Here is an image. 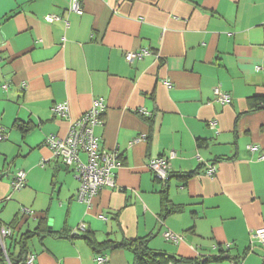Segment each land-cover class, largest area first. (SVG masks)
<instances>
[{
    "label": "crops",
    "instance_id": "crops-1",
    "mask_svg": "<svg viewBox=\"0 0 264 264\" xmlns=\"http://www.w3.org/2000/svg\"><path fill=\"white\" fill-rule=\"evenodd\" d=\"M69 6L0 0V228L11 229L12 259L0 264L28 253L35 264H134L132 249L95 252L85 234L144 239L192 264H264V247L250 241L264 228V0H82L81 15ZM215 87L229 104L212 100ZM98 98L106 108L94 134L121 166L116 187L87 207L44 141L65 136ZM60 102L67 118L51 112ZM170 153L169 178L157 180L148 161ZM17 170L26 185L13 191ZM166 230L182 241H166Z\"/></svg>",
    "mask_w": 264,
    "mask_h": 264
},
{
    "label": "built area",
    "instance_id": "built-area-1",
    "mask_svg": "<svg viewBox=\"0 0 264 264\" xmlns=\"http://www.w3.org/2000/svg\"><path fill=\"white\" fill-rule=\"evenodd\" d=\"M69 11L81 15L82 0H70ZM44 20L47 23H52L59 20L55 15H47ZM149 55L146 49L140 51H129L124 54V60L131 63L134 60L141 59ZM256 71L264 70L256 67ZM6 89V85L2 86ZM213 101L221 105H227L231 102V96L222 91L219 87L212 90ZM105 104L102 99L98 98L92 101L90 108L85 111L74 123L70 125L67 134L63 137L56 135H48L45 138L44 145L51 151L53 156L61 160L62 165L73 173V178L78 184L75 199L80 203H84L89 207L92 200L97 197L103 188H115V177L117 170L120 168L116 151H109L100 145L99 139L94 134V128L102 124V115L105 112ZM51 112L56 117L67 118L69 108L66 102L56 103ZM142 115L149 117V113L139 111ZM213 125V123H211ZM4 138L3 132L0 129V141ZM137 141V140H136ZM249 151L257 150L254 145L248 146ZM174 157V153H170L169 158H154L148 161V168L152 171L155 178L160 181H165L168 177L169 159ZM260 159H264V154L260 155ZM215 167L210 166L206 174L213 176ZM26 185V174L23 170H17L12 175L10 187L13 191H19ZM24 213H29L23 209ZM80 226L79 229H82ZM11 235V229L7 227L0 228V246L3 254L6 253L3 247V240ZM166 241L173 244H178L182 241V237L173 234L166 230L162 234ZM250 241H255L264 247V228H258L250 233ZM97 264L106 262L105 257H96ZM24 264H35V256L31 253L26 254Z\"/></svg>",
    "mask_w": 264,
    "mask_h": 264
},
{
    "label": "trees",
    "instance_id": "trees-1",
    "mask_svg": "<svg viewBox=\"0 0 264 264\" xmlns=\"http://www.w3.org/2000/svg\"><path fill=\"white\" fill-rule=\"evenodd\" d=\"M194 175V172H189L180 175L181 178L187 179L189 177H192ZM169 176L167 177V179ZM162 197V209L163 213H168L169 208L166 203V198L164 195H161ZM83 238L87 241L88 245L93 249L95 252H100L101 247L103 250L106 249H117V248H128L132 249L133 253L135 255L134 264H192V260H178L175 257L168 256L165 254L155 253L152 250H150L146 244V240L144 239H136L132 241H126L122 240L120 242H111V241H104L102 243H97L96 240L92 235L85 234ZM26 239V237L24 238ZM23 239V241H24ZM21 250L23 248L25 243H22ZM6 253V251H5ZM4 257L3 251L0 250V257ZM6 257L9 258V261L12 263L11 257L6 253ZM25 259V258H24ZM23 259V263H24ZM222 257H217L216 260H220Z\"/></svg>",
    "mask_w": 264,
    "mask_h": 264
},
{
    "label": "rangeland",
    "instance_id": "rangeland-1",
    "mask_svg": "<svg viewBox=\"0 0 264 264\" xmlns=\"http://www.w3.org/2000/svg\"><path fill=\"white\" fill-rule=\"evenodd\" d=\"M68 172H69L68 174L73 178V173H72L70 170H69ZM73 179H74V178H73ZM74 180H75V179H74Z\"/></svg>",
    "mask_w": 264,
    "mask_h": 264
},
{
    "label": "water",
    "instance_id": "water-1",
    "mask_svg": "<svg viewBox=\"0 0 264 264\" xmlns=\"http://www.w3.org/2000/svg\"><path fill=\"white\" fill-rule=\"evenodd\" d=\"M62 168L64 169L65 167H64V166H62Z\"/></svg>",
    "mask_w": 264,
    "mask_h": 264
}]
</instances>
